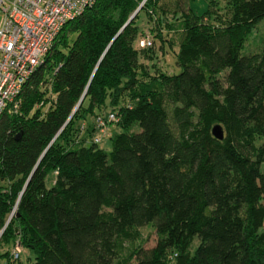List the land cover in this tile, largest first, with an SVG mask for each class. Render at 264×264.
Wrapping results in <instances>:
<instances>
[{"label":"trees","instance_id":"1","mask_svg":"<svg viewBox=\"0 0 264 264\" xmlns=\"http://www.w3.org/2000/svg\"><path fill=\"white\" fill-rule=\"evenodd\" d=\"M173 1L96 0L1 116L0 261L19 243L32 264H264V40L242 52L264 0L200 15ZM165 28L181 33L178 73L150 60ZM111 112L108 150L87 119Z\"/></svg>","mask_w":264,"mask_h":264},{"label":"built area","instance_id":"2","mask_svg":"<svg viewBox=\"0 0 264 264\" xmlns=\"http://www.w3.org/2000/svg\"><path fill=\"white\" fill-rule=\"evenodd\" d=\"M96 0H0V118L11 106L19 105L18 95L35 68L44 61L55 39L69 19L83 13ZM142 44L151 45L148 35ZM117 120L111 112L108 119L98 117L96 126L100 142L107 134L108 120ZM15 258L21 245L14 246Z\"/></svg>","mask_w":264,"mask_h":264},{"label":"rangeland","instance_id":"3","mask_svg":"<svg viewBox=\"0 0 264 264\" xmlns=\"http://www.w3.org/2000/svg\"><path fill=\"white\" fill-rule=\"evenodd\" d=\"M165 2V0H163ZM173 0H166V7H167V13H170L174 11L175 6L173 5ZM212 0H191V6L196 14H204L209 8L211 7ZM212 8H218V9H226V1L225 0H215V5L212 6ZM176 13V12H175ZM142 15V14H141ZM170 16L168 19H165V21L170 22H177L181 21L182 17L181 13L175 14H169ZM165 17V15H164ZM167 17V16H166ZM138 22L142 26L143 29H148V27H152V21L148 17H143L142 19H139ZM174 28V27H173ZM166 36L168 37V40H165L164 45L163 41L160 38H156L154 40L153 50H154V57L153 59H150L151 62L154 61L156 65L161 68L162 70L169 72V73H178L182 70V66L177 61V52L179 49V41H180V35L181 33L176 30H172V28H165ZM153 37H155L154 32H151ZM264 40V21H261L259 25L256 27V29L253 31V33L250 35L249 39L245 43V46L242 50L243 53H250L253 51H257ZM171 43V44H170ZM147 61H149L147 59ZM95 117L89 116L87 119V124L89 125ZM107 134L103 136V139L99 142L100 146L110 150L112 148V139L111 135L115 133L116 131L120 130V127L117 125L116 122H108L107 124ZM133 130H140V126L136 124L133 127ZM101 132L99 131V135ZM95 135V134H94ZM140 230V237L139 240L136 241V243H143V246L146 248H150L154 246L157 242L158 234L156 231V228L153 224H147L139 228ZM200 242V238L197 236L195 237L192 245L191 250L194 252L197 245ZM0 249L6 250L7 246L4 245L1 246ZM34 252L24 246H21V255L19 259L14 260L13 264H32V262L35 260L34 258ZM4 260L6 258L4 257L1 259L0 264H3Z\"/></svg>","mask_w":264,"mask_h":264},{"label":"water","instance_id":"4","mask_svg":"<svg viewBox=\"0 0 264 264\" xmlns=\"http://www.w3.org/2000/svg\"><path fill=\"white\" fill-rule=\"evenodd\" d=\"M138 10H139V8L135 11V13L132 15V17L138 12ZM131 17V18H132ZM131 18H130V20H131ZM129 20V21H130ZM128 21V22H129ZM213 133L217 136V137H219V138H223L224 137V129H223V127H222V125L220 124V123H216L214 126H213ZM11 216H12V214H11ZM11 216H10V218H11ZM10 218H9V220H10ZM8 220V221H9ZM2 233V232H1ZM1 233H0V236H1Z\"/></svg>","mask_w":264,"mask_h":264},{"label":"crops","instance_id":"5","mask_svg":"<svg viewBox=\"0 0 264 264\" xmlns=\"http://www.w3.org/2000/svg\"><path fill=\"white\" fill-rule=\"evenodd\" d=\"M8 1H10V0H8ZM1 16H2V13L0 12V19H1ZM91 127L93 126V127H96V131L94 132V134H95V136H97V135H99V131L101 132V130H100V128L99 127H97L96 126V120L95 119H93V121L89 124ZM7 246V249L9 248V245H6ZM3 247V246H2ZM14 249V246L12 245L11 246V250H13ZM1 250H3V249H1ZM6 258V260H4V262H3V264H13L14 262H12V261H9L8 260V258L7 257H5ZM1 262V261H0Z\"/></svg>","mask_w":264,"mask_h":264}]
</instances>
